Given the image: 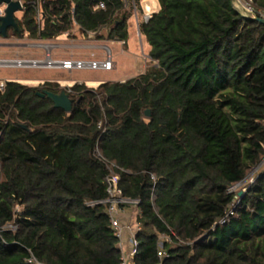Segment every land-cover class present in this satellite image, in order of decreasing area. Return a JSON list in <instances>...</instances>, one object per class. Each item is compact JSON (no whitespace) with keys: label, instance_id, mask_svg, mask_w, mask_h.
Returning <instances> with one entry per match:
<instances>
[{"label":"trees","instance_id":"trees-1","mask_svg":"<svg viewBox=\"0 0 264 264\" xmlns=\"http://www.w3.org/2000/svg\"><path fill=\"white\" fill-rule=\"evenodd\" d=\"M129 1L41 0L37 21L24 0L13 33L127 41L134 5L144 11ZM158 3L140 24L156 62L145 72L0 90V264H122L105 161L139 201L133 264H264V170L233 189L264 157V24L232 0ZM44 90L65 91L72 110Z\"/></svg>","mask_w":264,"mask_h":264},{"label":"rangeland","instance_id":"rangeland-1","mask_svg":"<svg viewBox=\"0 0 264 264\" xmlns=\"http://www.w3.org/2000/svg\"><path fill=\"white\" fill-rule=\"evenodd\" d=\"M126 3H130L129 0H125ZM155 4H154V2ZM146 6L145 11L140 12L139 9H137V16L133 14L131 19V33H132V40L130 41L129 46L124 47L126 55L122 56L118 60V75H132V77L138 75L139 69L144 66L145 69L155 66L156 62H154L149 54H148V43L145 39V37L141 34L139 30L138 23L141 24L143 20L144 13L147 12V9L149 12H154L158 7V0H145L143 2V6ZM15 16L19 19H22L23 11L16 12ZM129 19V20H130ZM79 29L77 27L73 30L76 31L77 34ZM107 28H104L101 30V33H106ZM89 35H91V40L94 42L96 40L95 34L92 32ZM83 40L88 38V34L85 37H81ZM34 39L30 38L28 35H24L23 37H18L13 33V29L9 28L7 37H3L0 35V59L1 60H12V59H19V58H31L34 54L35 46L32 45L31 42H33ZM102 44H107L110 46V42L108 41H98ZM46 43H42L40 47L45 48ZM108 47V46H107ZM109 48V47H108ZM103 50V51H102ZM102 50L98 51L100 54H102V58L105 57V51L106 49L103 48ZM110 50V49H109ZM89 53V51L87 52ZM93 53V52H92ZM96 53V52H95ZM97 54V53H96ZM129 54V55H127ZM133 55V56H132ZM96 56H99L96 55ZM113 58L115 61V55L113 54ZM42 73H53L51 70H41L39 68H19L12 65L7 64H0V81L6 82L8 80H18L20 78L27 79V78H34L40 76ZM117 73V72H116ZM113 73L101 71V70H91V69H83V70H76L73 73V76L79 78L82 80V82L93 81V79H99L101 77H111ZM140 74V73H139ZM121 77V76H118ZM130 77V78H132ZM128 79V78H127ZM109 81V80H106ZM113 81V80H110ZM23 84H27L24 82H21ZM91 85V83H89ZM90 88H96L91 87ZM260 169V171L264 170V157L261 161V163L253 169L246 180L239 183L237 186L234 187L235 190H240L242 187L244 188V184L247 182L248 179H250L256 172V170ZM135 207L133 206H127L125 210L127 211V221L123 222L125 225L129 224L133 228L134 233L138 229V220L137 215L139 210H135ZM14 228V227H13ZM130 237V233L124 231L122 235V242L124 245L125 250L132 249L134 246L128 241Z\"/></svg>","mask_w":264,"mask_h":264},{"label":"built area","instance_id":"built-area-1","mask_svg":"<svg viewBox=\"0 0 264 264\" xmlns=\"http://www.w3.org/2000/svg\"><path fill=\"white\" fill-rule=\"evenodd\" d=\"M24 9V0H19ZM30 2L34 5V8L37 12V21L40 20V7H41V0H30ZM6 4L0 3V16L5 15ZM236 9L245 17L248 18H264V9H255L254 0H236L235 3ZM96 8H105V4L103 1L99 2ZM134 15L137 16V8L134 5ZM152 16V12H147L143 15L142 22H147ZM141 22V23H142ZM139 30L140 24L138 23ZM118 43L124 45L126 41L124 40H117ZM105 57L104 58H97L95 53H92L90 58L85 59H57L53 58L50 54H46L43 58H19V59H12V60H1L0 64H7L16 66L19 68H50V69H64V70H83V69H91V70H103V71H110L115 67V61L113 59V55L111 50L108 47H105ZM5 82L0 81V90L4 89ZM70 87V86H69ZM98 155L101 156L100 152ZM106 168L108 173L105 177V183L107 186V198L102 203L108 204V214L110 216V220L112 226L114 228V232L116 236L119 238V247L122 251V264H133L132 257L136 251V245L138 244L135 233L131 225H125L121 219V215L125 212V208L127 206H137L138 200L137 199H130L123 195V191L120 188V180L121 174L116 170V166L114 163L110 161H105ZM152 178L155 179V176L152 175ZM234 189V188H233ZM225 222V219L222 220ZM13 228L12 226H9ZM140 228V225H138ZM129 232L130 237L128 241L134 246L132 249L125 250L123 242H122V235L123 232ZM161 239L171 240V237L168 235L163 234ZM162 245V242H161ZM165 254L164 251H159V256H163Z\"/></svg>","mask_w":264,"mask_h":264},{"label":"crops","instance_id":"crops-1","mask_svg":"<svg viewBox=\"0 0 264 264\" xmlns=\"http://www.w3.org/2000/svg\"><path fill=\"white\" fill-rule=\"evenodd\" d=\"M145 2V0H143ZM142 2V4H143ZM154 2V1H153ZM155 4V2H154ZM147 4L144 6V11L146 8ZM159 4L156 10H158ZM155 10V11H156ZM131 19L128 22V28H129V38L126 41L124 45L120 44L117 42V40H99L96 39L94 42L91 40V35H88V38L82 39L81 37H85L86 35L79 30L77 34L76 31L72 32V36L69 35L68 33H63L60 36H58L55 39L51 40H45V39H34L32 43L33 46H35V51L34 54L32 55V58H43L47 53L50 54L53 58L57 59H85V58H90L92 56V52L95 53L96 55L99 54V56H96L97 58H102V54H100L98 51L102 50L105 47H109L111 50L112 55H115V67L106 72H111L113 73L111 77H101L99 79H93V81H86L82 82L81 79L73 76V73L76 70H64V69H50V68H39L41 70H51L53 73H42L38 77L34 78H27L23 79L20 78L18 80H13V81H18V82H24L27 83L28 85L32 86H38L45 81H53L57 82L60 84L62 87H69L72 86L75 83H86L87 85H90L91 87H97L100 83L106 81V80H113V81H124L127 78L132 77V75H118V60L126 55L124 47L129 46L130 41L133 39L132 33H131ZM78 29V27H77ZM74 35V36H73ZM98 41H108L110 42V46L107 44H102ZM42 43H46V47H40ZM150 50V45L148 44V51ZM89 51V53H87ZM103 51V50H102ZM129 55V54H127ZM133 56V55H132ZM114 59V58H113ZM144 66L139 69L138 74L145 72ZM103 71V70H101ZM117 72V73H116ZM121 76V77H118ZM123 212L121 215V219L123 222L127 221V214ZM126 220V221H125ZM129 250V249H128Z\"/></svg>","mask_w":264,"mask_h":264},{"label":"water","instance_id":"water-1","mask_svg":"<svg viewBox=\"0 0 264 264\" xmlns=\"http://www.w3.org/2000/svg\"><path fill=\"white\" fill-rule=\"evenodd\" d=\"M235 5L236 0H232ZM0 3H5L6 10L5 15L0 16V35L3 37H7V33L9 28H14L18 30V24L16 20V12L22 11L23 6L19 0H0ZM240 13V12H239ZM256 19L259 23L264 24V18H253ZM41 96H47L51 99L57 108H61L66 112H70L73 107V99L69 97V95L65 91H61L60 93H54L48 90H44V92L40 93ZM146 114L149 116L150 111L147 110Z\"/></svg>","mask_w":264,"mask_h":264}]
</instances>
